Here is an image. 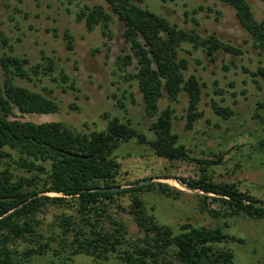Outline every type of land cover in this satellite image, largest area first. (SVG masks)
<instances>
[{
    "label": "trees",
    "instance_id": "obj_1",
    "mask_svg": "<svg viewBox=\"0 0 264 264\" xmlns=\"http://www.w3.org/2000/svg\"><path fill=\"white\" fill-rule=\"evenodd\" d=\"M69 3L80 0H67ZM103 3L78 5L76 21H82L88 31L100 26L108 37L114 17L123 25L122 36L128 51L118 55L117 70L125 79L136 81L141 93L143 109L148 117L153 138L120 121L107 120L104 130L80 134L62 121L35 123L16 115L49 114L59 111V104L42 93L19 85L17 78L32 80V75H49L54 70L37 64L26 68L28 60L15 55L0 56V264H27L34 257L52 249L55 259L51 264H72L73 257L85 254L96 261H104L114 254L123 264H238L233 252L220 244L228 241L244 243V239L226 230L229 224L196 226L183 223L176 231L161 224L147 210L140 192L156 190L176 197L178 191L167 183L149 182L120 188L114 184L119 164L112 157L121 142L135 138L151 146L154 153L166 160L200 163L199 177H173L183 187L199 190L203 202L200 211L214 219L244 216L264 219V200L241 191L234 183H216L206 174V160L194 159L187 148L179 143L173 131V107L159 109V101H178L185 92L186 130L202 117L198 109L202 83L194 75H185L188 58L180 51L191 54L200 49L212 60L217 52L234 56L242 53L239 47L223 42L214 33L201 35L196 28L185 29L165 16L141 4L145 0H102ZM174 2L176 0H158ZM231 7L241 27L248 33L254 47L264 52V22L258 21L247 0H217ZM188 16V11H185ZM196 22V19H194ZM67 47L72 49L73 36L65 29ZM187 44L191 49H183ZM136 62V71L127 67ZM31 71V73H30ZM32 74V75H31ZM264 80V67L251 72ZM67 80L65 75H60ZM71 87L73 85L71 84ZM213 111L228 118L233 110L211 102ZM107 117V115H106ZM264 153V142H259ZM220 160V156L218 158ZM20 169L29 174L18 175ZM118 187V189H112ZM53 192L59 195L51 196ZM128 194L129 205L122 206L118 199ZM209 200L210 202L208 203ZM211 204H215L211 207ZM50 207L63 208L58 226L63 234L58 248L36 230L41 223L39 215ZM126 210L138 227L131 237L126 223L114 216L111 209Z\"/></svg>",
    "mask_w": 264,
    "mask_h": 264
},
{
    "label": "rangeland",
    "instance_id": "obj_2",
    "mask_svg": "<svg viewBox=\"0 0 264 264\" xmlns=\"http://www.w3.org/2000/svg\"><path fill=\"white\" fill-rule=\"evenodd\" d=\"M254 17L264 22V0H247ZM103 3L102 0H0V56L15 55L26 58L30 66H47L51 59L54 70L49 75H32V80L15 82L54 99L59 111L49 114L16 115L35 123L62 121L80 134L104 130L108 118L117 117L153 138L150 122L143 109L141 93L133 79H125L117 70L118 55L128 51L122 36L123 25L114 17L109 25L111 37L102 33L98 25L88 31L84 22L76 21L78 5ZM157 14L165 16L179 27L196 28L201 35L214 33L223 42L239 47L242 53L234 56L217 52L212 60L200 49L191 54L181 50L188 58L189 68L185 75L194 74L202 83V94L198 109L203 112L192 129L186 130L185 107L187 95L182 92L178 101H159V109L168 104L173 107V131L194 159L206 160V174L216 183H234L241 191L264 200V153H260L259 142H264V80L251 72L264 67V52L254 47L248 33L239 24L231 7L217 0H176L161 2L145 0L141 4ZM188 11V16H185ZM196 19V22L195 20ZM65 29L73 36V47H67ZM183 49H191L187 44ZM129 73L136 71V62L127 67ZM31 73V71H30ZM65 75L67 80H62ZM71 84L73 87H71ZM228 106L233 114L228 118L217 115L211 102ZM107 115V117H106ZM220 156V160H218ZM112 157L118 162V173L114 184L120 188L130 187L136 181L167 183L178 191L177 196H166L156 190H144L140 196L147 210L161 224L178 230L183 223L193 225H223L227 231L244 239L243 244L224 242L238 264H264V219L244 216L214 219L200 211L204 199L199 190L183 187L173 177H199L200 163L195 161H170L157 156L150 145L139 143L135 138L121 142ZM18 175L29 176L20 169ZM165 177V178H164ZM138 182V183H140ZM147 182V183H149ZM137 183V184H138ZM47 195L56 196L49 192ZM208 203L210 202L207 200ZM118 202L127 207L128 194ZM214 207L215 204H211ZM114 216L122 219L133 237L138 227L125 210L111 209ZM67 209L50 207L39 215L41 223L36 230L49 241L50 247L58 248L62 228L58 218ZM55 259L52 249L42 256L34 257L27 264H51ZM72 264H123L114 254L107 260L96 261L85 254L73 257Z\"/></svg>",
    "mask_w": 264,
    "mask_h": 264
},
{
    "label": "water",
    "instance_id": "obj_3",
    "mask_svg": "<svg viewBox=\"0 0 264 264\" xmlns=\"http://www.w3.org/2000/svg\"><path fill=\"white\" fill-rule=\"evenodd\" d=\"M165 178V177H164ZM150 181V179H148V180H144V181H141L140 183H138V185H144V184H146L147 182H149ZM112 189H118V187H115V188H112Z\"/></svg>",
    "mask_w": 264,
    "mask_h": 264
}]
</instances>
